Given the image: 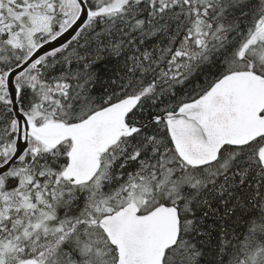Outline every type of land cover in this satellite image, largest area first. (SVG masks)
<instances>
[{
    "label": "trees",
    "instance_id": "1",
    "mask_svg": "<svg viewBox=\"0 0 264 264\" xmlns=\"http://www.w3.org/2000/svg\"><path fill=\"white\" fill-rule=\"evenodd\" d=\"M26 1L38 7L48 4L56 33L77 11L72 0H22L21 4ZM85 2L91 12L116 3L122 6L114 15L92 18L66 47L18 78L20 110L37 125L46 121L72 124L125 98L137 97L138 104L125 121L141 129L102 158L101 170L91 183L75 189L50 185L54 173L65 167L69 143L50 153L31 150L26 154L37 155L26 163L32 166L29 173H40L43 183L48 182L43 198L50 205L48 193H55L52 205L64 219L54 222L60 221L66 229L76 227L73 233L68 231L71 235L64 244L54 241L53 251H44L42 260L36 261L70 264L79 253L86 260L78 263L77 257L73 264H114V250L100 232L98 221L117 210L127 192L140 189L146 211L165 205L175 207L179 214L178 243L166 252L164 264H264V171L258 159L263 139L241 148L225 147L216 163L192 169L178 158L165 125L151 122L200 99L225 75L251 71L264 77V69L242 50L241 60L238 57L264 16V0ZM4 4L0 0L1 28L11 23ZM198 24L204 28L201 47L193 36ZM47 39L39 36L37 43ZM6 40L0 33V75L30 51H12ZM14 137L15 124L4 93L0 100V165L12 154ZM37 147L32 143V149ZM18 164L19 170L14 166L11 172L21 171L23 163ZM8 177H2L8 181L2 194L13 197L18 177ZM99 209L104 213L93 214ZM22 215L2 222L0 239L9 231L17 233L16 221L23 220ZM81 227L90 234L79 249L84 236ZM20 261L10 259L6 264Z\"/></svg>",
    "mask_w": 264,
    "mask_h": 264
},
{
    "label": "water",
    "instance_id": "2",
    "mask_svg": "<svg viewBox=\"0 0 264 264\" xmlns=\"http://www.w3.org/2000/svg\"><path fill=\"white\" fill-rule=\"evenodd\" d=\"M77 15L59 34L38 45L29 56L5 75L4 86L16 124L11 157L0 166V176L18 162L29 139L44 148L55 149L71 142L64 178L75 185L89 183L99 168V157L120 138H130L141 127L127 126L126 116L134 110L137 98H126L84 121L65 125L46 123L36 127L20 111L15 79L35 62L69 44L93 16L84 0H74ZM264 78L251 73H234L220 79L200 102L159 117L164 123L179 157L192 167L213 164L225 147H244L264 138ZM264 169V144L259 154ZM99 227L115 249L116 264H163L165 252L179 237L178 212L158 207L143 216L130 204L104 217ZM20 264H36L25 261Z\"/></svg>",
    "mask_w": 264,
    "mask_h": 264
},
{
    "label": "rangeland",
    "instance_id": "3",
    "mask_svg": "<svg viewBox=\"0 0 264 264\" xmlns=\"http://www.w3.org/2000/svg\"><path fill=\"white\" fill-rule=\"evenodd\" d=\"M21 3H22V0H5L4 9L8 13V16L10 18L11 23L8 26H6V28L0 27L1 35H4V37H6V39L8 38V45L10 46V50H13V51L18 50L21 47L24 49L32 48L37 42V37H39V36L49 37L56 31V29H53L54 24H53L52 16H50L48 4L45 3L44 5H41L40 7H38V5L30 3L28 1H26L24 3V5H22ZM118 5H119V3H116V4H113L104 10H101L100 14L108 15V14L116 13L117 10L119 9ZM201 5H202V3H201ZM185 7H187V6L185 5ZM193 7H196V6H193ZM205 8H207V10H208L209 7L203 6V9H205ZM1 21H2V19L0 20V23H1ZM3 23L5 24V22H3ZM262 23L264 24V21ZM262 23L259 24L255 30H260V29L264 30V26H262ZM202 27L203 26L201 24L194 25V27H193L194 35L193 36L200 38L202 36V31L204 30V28H202ZM197 40L200 41V39H197ZM263 40H264V38L260 41H263ZM263 46H264V41H263L261 46L259 44L255 45L253 48H251L245 52V54L249 58H252L259 65V67H261L262 69H264V48H263ZM1 89L2 88H1V78H0V100L2 99ZM22 171H29V168L23 167ZM47 184H48V182L45 181L43 183V187H45ZM2 185H3L4 191L6 192L5 189L8 185V183L3 182ZM22 189H23L22 187L15 189V192L13 194V198L15 200L20 196L18 194L22 191ZM127 193H128V195L126 197L127 198L126 202H133V203H136L138 205L141 204L142 209L146 208V201L140 196V194L141 195L143 194L142 190L137 189V191H135V192H127ZM48 194L50 195L51 207L54 209V207L52 205V201L55 198V193L51 191ZM28 199H30V198L27 196H22L21 200L19 199V201H18L19 204H17L15 202L11 203L10 198H7V197H4L3 195H0V225L2 224V222L4 220L5 221H11L10 220L11 217L19 215V213L22 209H24V212L27 213L28 204L26 203V201ZM34 199L36 201V204L41 206L38 209L39 216L35 220L39 221L40 224L45 223L48 220L47 209L45 208L48 206V204L45 203V201H44L45 198H43V195L36 194ZM14 205H16V206L13 207ZM93 209H94V207H93ZM104 210L107 211L108 209L105 208ZM92 212L93 211H91V214H92ZM94 213L98 214V213H104V212L99 209V210H94L93 214ZM59 218L64 219L63 215L61 217L59 216ZM31 225L33 226V227H31V229L34 230L38 227L39 224H31ZM74 228H76L75 224L72 227H69V229L63 228L61 226H53L51 228L50 232L53 234V236L55 238L54 241H56L59 239L58 234L60 233L61 230H67V231H71V233H73ZM81 233L84 236H82L83 238H81V241H79L80 244L77 246L79 249L81 246L86 245V243H87L86 234H90L89 232H87L82 227H81ZM16 234L17 233L10 234V231H9L8 233L2 235L1 239H3L5 236L16 237ZM60 241H62V240L59 239V244L61 245ZM88 242H90V241H88ZM91 242H93V240ZM67 244L68 243H66V245ZM8 249H9V251H12V250L14 251V246L9 245ZM5 250H7V245H0V264H6V262L10 261V259H8V258L12 254L9 257L6 256L4 253ZM83 252L86 253L85 250ZM50 253L51 252H49V254ZM77 254H78V256H77L78 257V263H82L83 259L86 260L84 255L81 256L79 253H77ZM52 255H53V253H52ZM77 257H75L74 258L75 260H72L70 262V264H73L74 261L77 260ZM98 258L101 259L100 256ZM101 262H102V259H101Z\"/></svg>",
    "mask_w": 264,
    "mask_h": 264
},
{
    "label": "flooded vegetation",
    "instance_id": "4",
    "mask_svg": "<svg viewBox=\"0 0 264 264\" xmlns=\"http://www.w3.org/2000/svg\"><path fill=\"white\" fill-rule=\"evenodd\" d=\"M240 60H241V56H240ZM29 159L33 160L34 158H28V160ZM40 177L41 174L34 171H30V173L29 171L23 172L22 175L17 178L18 179L17 183L27 192H22L20 194L24 196L26 194L44 195L46 192L43 187V181L40 179ZM57 177L59 179L61 178V172L56 174L54 173L52 177L50 185L53 189L68 190L71 187L70 182L56 181ZM28 200L31 204H36L34 200L32 199H28ZM44 201L45 203L50 205V202L47 201V199H44ZM26 203L28 204V201H26ZM31 212L34 211L31 209ZM58 214H60V212L57 210L56 207L53 209V211H48V215L51 216L50 219L55 218V220H57L59 218ZM50 219L47 220L48 223H41V224L37 220L16 221L17 234L16 237H13V242H11L10 240L3 241V245H7V250L4 251L5 255L9 257L12 254L13 258H18L20 260H26V259L42 260L41 258H43L44 256V251H53L54 248L53 246H54L55 238L53 234L50 232L51 228L54 226V223ZM59 222L60 221L56 222L58 226H60ZM31 224H39V225L36 229L33 230L31 229V227H33ZM68 236H69V232L67 230L60 231V233L58 234V238L62 240L60 241L61 244H64L66 242ZM29 244H31L30 247L28 246ZM9 245L14 246V251L13 250L9 251L8 249Z\"/></svg>",
    "mask_w": 264,
    "mask_h": 264
},
{
    "label": "bare ground",
    "instance_id": "5",
    "mask_svg": "<svg viewBox=\"0 0 264 264\" xmlns=\"http://www.w3.org/2000/svg\"><path fill=\"white\" fill-rule=\"evenodd\" d=\"M158 118H156V119H153V120H151V122H156V121H154V120H157ZM162 206H164V207H173V206H165V205H159V206H157L156 208H158V207H162ZM156 208H154V209H156ZM173 208H175V207H173ZM176 209V208H175ZM177 210V209H176Z\"/></svg>",
    "mask_w": 264,
    "mask_h": 264
}]
</instances>
